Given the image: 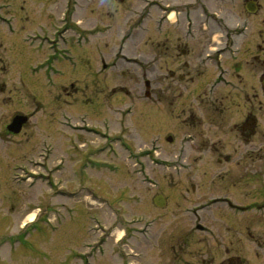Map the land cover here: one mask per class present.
I'll list each match as a JSON object with an SVG mask.
<instances>
[{"label":"rangeland","instance_id":"1","mask_svg":"<svg viewBox=\"0 0 264 264\" xmlns=\"http://www.w3.org/2000/svg\"><path fill=\"white\" fill-rule=\"evenodd\" d=\"M242 5L0 0V128L15 114L34 113L9 137L14 146L0 149V235L10 238L13 251L0 264H83L87 252L93 253L88 264H217L231 224L253 214L264 218V209L249 206L264 202V96L257 76L240 83L234 76L247 69L238 62L261 15L249 17ZM95 26L102 33L92 40ZM218 30L219 91L254 86L253 163L242 159L234 126L248 100L223 101L220 131L206 121L218 107ZM122 35L119 55L126 57L116 67ZM204 48L211 56L202 64L193 55ZM103 55L115 68L103 70ZM70 114L84 132L64 127ZM229 155L238 158L219 167V157ZM26 171L34 173L27 180ZM251 172L258 173L254 182ZM158 196L163 206L155 204ZM28 213L33 220L21 224ZM99 239L105 243L86 249ZM243 243L241 254L252 251Z\"/></svg>","mask_w":264,"mask_h":264},{"label":"flooded vegetation","instance_id":"2","mask_svg":"<svg viewBox=\"0 0 264 264\" xmlns=\"http://www.w3.org/2000/svg\"><path fill=\"white\" fill-rule=\"evenodd\" d=\"M247 11L248 8L255 9L254 12H248L249 17H255L257 15H261L259 19V26L252 30L251 39L249 42V45L247 49L242 50L241 59L238 63V66L243 64L247 67V69L242 70V73H240V70L238 69L237 72L234 74L236 79L240 82H245L246 79L250 77H256L257 81L260 86L261 94L264 96V3L262 4L261 0H243L242 5ZM252 23V21H251ZM253 25V24H252ZM217 46L215 48L216 52V93H215V102L217 104V114H214L213 112L209 117L206 118V121L209 125H212L216 127L219 131L221 130L222 120H223V114H222V106L223 101H227L229 103V106L232 105V103L235 100L242 99L243 101L248 100L247 108L245 107L246 112L243 114V118L241 121L234 124V126H238L240 128V143L241 147H243L242 154L245 153V155L241 154V157H244L242 159H247L251 162L253 160L252 152H254L253 148L255 147L254 137L256 134V127H257V120L255 116L253 115V109L254 104L251 103L250 100H254L256 98V94L251 93L254 86H250V90L246 92H236L235 94H232L228 92L227 94H224L219 91V57L221 56V53H219V30L217 32V40H216ZM241 47V45L239 46ZM237 49L238 48L237 46ZM192 54L191 51L187 49L185 46L183 50H181V56ZM210 54L205 53V48L201 49L198 53H195L193 55L195 60H198L200 63H204V57H208ZM101 64L103 70H107L108 64L103 63V58H101ZM192 65V60L190 61V64L185 65V67H189ZM117 66V63H116ZM115 68V64L111 65L109 68ZM93 70L90 69L89 73L92 74V77L95 78L94 74L92 73ZM171 77H174V74H171ZM92 78V79H93ZM180 80H183L184 77L180 76ZM243 89L245 85L243 84ZM34 114V113H33ZM33 114H28L27 116L29 119L33 116ZM64 119V118H63ZM62 119V121H63ZM66 126L67 127H73L75 125H78L80 121H77L74 119L73 115L70 114V117H66ZM61 121V122H62ZM64 122V121H63ZM62 122V123H63ZM9 122H5L0 128V149L3 150V152L6 153V150H8L10 147L14 146V140L9 139V137H14V134H11L7 130V125ZM28 122L24 125L23 129L27 126ZM75 131V130H73ZM77 133V132H73ZM2 134V135H1ZM249 154V155H248ZM238 157H232V156H225V157H219V167H223V165H230L233 163L232 159L237 160ZM251 168L255 169V166H250ZM257 172H251V175L247 177V179L251 180L252 182L255 181L257 178ZM221 201V198H219V202ZM231 204V202H229ZM249 206L252 207L251 210L253 211H262L264 209V202L263 203H251ZM224 222V219H222ZM224 237V235H223ZM228 240L226 243H224L223 247V253L221 254L219 251V263L217 264H264V218L261 219L260 215L253 214L249 216L246 220L243 219L241 223H238L237 226H232V224L227 228V235L225 236ZM244 241H247L250 244H252V251L249 253H240L241 249L243 250L245 248ZM10 242V238H8L5 234L0 235V244H8ZM223 244V241L221 245ZM219 245V247H221ZM248 247V245H247ZM251 247V245H250ZM249 251V247H248ZM12 254V249L9 245L8 255ZM9 261H12L10 259ZM9 261H6L9 263ZM141 264V263H139Z\"/></svg>","mask_w":264,"mask_h":264},{"label":"water","instance_id":"3","mask_svg":"<svg viewBox=\"0 0 264 264\" xmlns=\"http://www.w3.org/2000/svg\"><path fill=\"white\" fill-rule=\"evenodd\" d=\"M148 85V83H146V86ZM24 119L21 118V117H15L11 123V125L8 127L11 131H14V132H18L20 127H21V124L24 122L23 121ZM157 204H161V202H157Z\"/></svg>","mask_w":264,"mask_h":264}]
</instances>
